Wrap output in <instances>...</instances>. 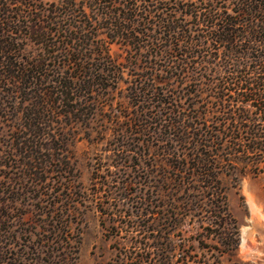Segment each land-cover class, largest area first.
Wrapping results in <instances>:
<instances>
[{
	"label": "trees",
	"instance_id": "16d2710c",
	"mask_svg": "<svg viewBox=\"0 0 264 264\" xmlns=\"http://www.w3.org/2000/svg\"><path fill=\"white\" fill-rule=\"evenodd\" d=\"M114 45L145 66L118 170L135 175L113 198L140 237L126 264H179L175 233L196 210L218 257L252 264L232 260L221 177L239 162L264 173V0H0V264L78 254L68 132L124 80ZM135 148L152 150L145 167Z\"/></svg>",
	"mask_w": 264,
	"mask_h": 264
},
{
	"label": "rangeland",
	"instance_id": "374dc122",
	"mask_svg": "<svg viewBox=\"0 0 264 264\" xmlns=\"http://www.w3.org/2000/svg\"><path fill=\"white\" fill-rule=\"evenodd\" d=\"M111 50L113 56L125 63L124 80L110 99L102 101V111L96 113L88 126L73 125L68 132L75 168L72 189L76 203H73L76 210L68 219L74 239L79 241L78 254L65 263L57 260L54 264H126L130 253L142 252L132 244L140 240L138 233L125 225L129 221L127 216L118 218L120 213L113 198L119 193L118 174L127 179L135 175L129 168H123L119 173L118 170L124 145L129 143L132 149L135 146L132 138L126 139L130 137L129 118L135 108L134 100L130 99V81H133L130 74L143 73L144 60L134 62L132 53L122 46L114 45ZM128 57L133 62L127 65ZM135 151L137 154L133 155L142 153L140 163L145 167L150 162L152 150L135 148ZM135 163L132 161L127 165L133 169ZM221 180L226 189L229 211L239 229L240 243L232 260L264 264V173L255 174L253 168L239 162L232 173L223 175ZM129 192L133 194L136 189L132 187ZM133 202L130 198L118 207L126 211V203L131 205ZM197 213L196 210V218L187 217L175 233L174 241L178 245L175 260L179 264H215L218 259L223 264H231L227 255L217 256L216 248H220V243L214 236L207 237V230L201 227ZM113 220H117L116 226ZM184 257L187 260L183 261Z\"/></svg>",
	"mask_w": 264,
	"mask_h": 264
},
{
	"label": "bare ground",
	"instance_id": "6f19581e",
	"mask_svg": "<svg viewBox=\"0 0 264 264\" xmlns=\"http://www.w3.org/2000/svg\"><path fill=\"white\" fill-rule=\"evenodd\" d=\"M254 210V209H253ZM255 210H256V208H255ZM254 215H255V212H254ZM252 220H253V217H252ZM254 221V220H253ZM254 224V223H253ZM260 224H261V221H260ZM244 237V236H243ZM251 240V239H250ZM249 244L251 245V243H250V241H249ZM246 245V244H245ZM251 247H253L252 245H251ZM246 248V247H245ZM248 249V248H247Z\"/></svg>",
	"mask_w": 264,
	"mask_h": 264
}]
</instances>
